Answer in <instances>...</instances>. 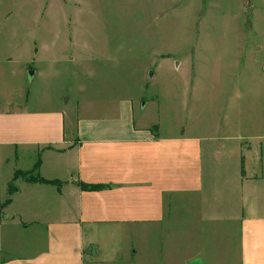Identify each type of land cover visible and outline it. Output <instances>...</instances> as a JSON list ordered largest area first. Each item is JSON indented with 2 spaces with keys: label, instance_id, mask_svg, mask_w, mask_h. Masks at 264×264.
Segmentation results:
<instances>
[{
  "label": "crops",
  "instance_id": "1",
  "mask_svg": "<svg viewBox=\"0 0 264 264\" xmlns=\"http://www.w3.org/2000/svg\"><path fill=\"white\" fill-rule=\"evenodd\" d=\"M15 63L0 58V204L11 200L0 264H211L223 249L264 264V126L185 122L166 133L146 119L159 105V95L145 101L148 80L121 95L120 77L109 86L92 68L66 83L55 65L28 76Z\"/></svg>",
  "mask_w": 264,
  "mask_h": 264
},
{
  "label": "rangeland",
  "instance_id": "2",
  "mask_svg": "<svg viewBox=\"0 0 264 264\" xmlns=\"http://www.w3.org/2000/svg\"><path fill=\"white\" fill-rule=\"evenodd\" d=\"M74 45L73 55L66 49ZM5 57L27 64L28 76L55 65L66 83L84 81L91 68L109 86L120 77L121 95H139L148 80L141 93L159 95V105L146 119L166 133L185 122L264 126V0H0ZM228 254L211 252L207 262L239 264Z\"/></svg>",
  "mask_w": 264,
  "mask_h": 264
},
{
  "label": "trees",
  "instance_id": "3",
  "mask_svg": "<svg viewBox=\"0 0 264 264\" xmlns=\"http://www.w3.org/2000/svg\"><path fill=\"white\" fill-rule=\"evenodd\" d=\"M38 166H39V164L36 165L34 171H36L38 169ZM18 175H22V177H24L28 181H35V182H41V183H50L49 181H46L45 179L39 177L38 175L37 176H32V172H28V173L20 172L19 174L17 173V176ZM26 176H29V177L26 178ZM80 187L84 191H100V190H103V189L106 188V186H104V185H89V184H84V183H81ZM9 189H10L9 190V194L10 195H12L16 191L15 186H10ZM10 201H11L10 199H7L3 204H0V221L2 219V211H3L4 207L8 203H10Z\"/></svg>",
  "mask_w": 264,
  "mask_h": 264
}]
</instances>
